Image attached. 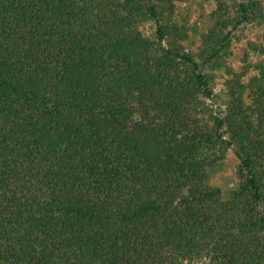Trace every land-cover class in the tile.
Wrapping results in <instances>:
<instances>
[{
	"label": "trees",
	"instance_id": "obj_1",
	"mask_svg": "<svg viewBox=\"0 0 264 264\" xmlns=\"http://www.w3.org/2000/svg\"><path fill=\"white\" fill-rule=\"evenodd\" d=\"M185 1L0 0V264H264V59L227 65L264 7L218 0L194 52Z\"/></svg>",
	"mask_w": 264,
	"mask_h": 264
},
{
	"label": "rangeland",
	"instance_id": "obj_2",
	"mask_svg": "<svg viewBox=\"0 0 264 264\" xmlns=\"http://www.w3.org/2000/svg\"><path fill=\"white\" fill-rule=\"evenodd\" d=\"M229 7H235L241 0H223ZM264 7V0H260ZM218 0H187L178 4V16L190 19V34L185 45L189 50L199 52L203 33L213 25V13L218 8ZM145 33L154 38V26L152 23L143 24ZM238 36L232 43L231 54L228 57L227 65L236 73L246 71L244 82H248L251 77L258 73L256 65L264 57L251 48L254 45L264 44V24L255 23L242 27L238 31ZM216 75L215 89L216 97L209 100L210 105L217 109L225 108L227 99L225 96L226 82L232 76L227 68L213 70ZM219 108V109H220ZM238 159L233 151H230L226 159L221 162L212 173L213 183L220 187L223 192V199L228 200L234 191L238 189L239 177L237 174Z\"/></svg>",
	"mask_w": 264,
	"mask_h": 264
}]
</instances>
